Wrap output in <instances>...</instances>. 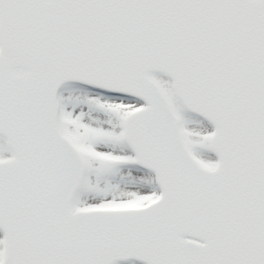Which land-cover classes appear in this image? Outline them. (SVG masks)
Listing matches in <instances>:
<instances>
[{"label": "snow or ice", "instance_id": "6c2138e0", "mask_svg": "<svg viewBox=\"0 0 264 264\" xmlns=\"http://www.w3.org/2000/svg\"><path fill=\"white\" fill-rule=\"evenodd\" d=\"M0 264H264V0H0Z\"/></svg>", "mask_w": 264, "mask_h": 264}]
</instances>
